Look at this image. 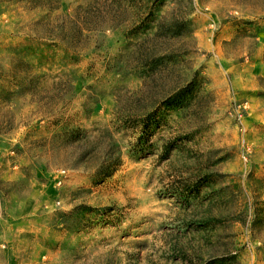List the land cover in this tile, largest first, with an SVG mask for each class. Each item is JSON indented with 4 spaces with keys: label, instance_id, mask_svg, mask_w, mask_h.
<instances>
[{
    "label": "rangeland",
    "instance_id": "rangeland-1",
    "mask_svg": "<svg viewBox=\"0 0 264 264\" xmlns=\"http://www.w3.org/2000/svg\"><path fill=\"white\" fill-rule=\"evenodd\" d=\"M0 264H264V0H0Z\"/></svg>",
    "mask_w": 264,
    "mask_h": 264
}]
</instances>
